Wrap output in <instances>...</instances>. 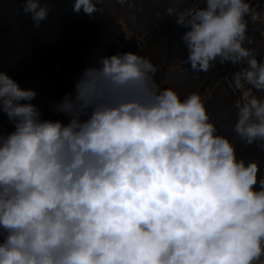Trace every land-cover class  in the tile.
Listing matches in <instances>:
<instances>
[{"label": "clouds", "instance_id": "obj_1", "mask_svg": "<svg viewBox=\"0 0 264 264\" xmlns=\"http://www.w3.org/2000/svg\"><path fill=\"white\" fill-rule=\"evenodd\" d=\"M124 0H121L123 3ZM102 0H75L92 15ZM37 26L48 8L25 0ZM186 31L195 73H233L235 137L264 150V59L248 35L247 0L166 9ZM158 65L132 52L102 58L51 105L0 72V264H264V178L210 122L198 93L159 88ZM257 185L259 188L257 189Z\"/></svg>", "mask_w": 264, "mask_h": 264}, {"label": "rangeland", "instance_id": "obj_2", "mask_svg": "<svg viewBox=\"0 0 264 264\" xmlns=\"http://www.w3.org/2000/svg\"><path fill=\"white\" fill-rule=\"evenodd\" d=\"M40 2L48 12L37 26L31 13L24 11L25 0H0V72L22 89L37 93L31 103L39 107L43 119L69 123V114L53 112L51 105L68 94L75 98L77 82L87 69L99 67L102 58L132 52L158 65L155 79L159 88L175 90L182 100L198 93L218 134L230 140L235 137V100L221 96L220 77L225 72L221 65L217 62L208 72H192L184 62L188 52L182 39L150 38L156 11L165 19L166 9L186 11L202 7L203 0H102L97 5L101 10L92 15L75 12V0ZM124 34L131 41L126 45ZM4 115L0 111V132L7 134L14 128ZM233 142L239 159L258 163L260 178L264 150L256 144L245 145L238 137Z\"/></svg>", "mask_w": 264, "mask_h": 264}, {"label": "crops", "instance_id": "obj_3", "mask_svg": "<svg viewBox=\"0 0 264 264\" xmlns=\"http://www.w3.org/2000/svg\"><path fill=\"white\" fill-rule=\"evenodd\" d=\"M247 2H249L252 7L255 6L259 2V0H247ZM153 21L155 22V23L153 22L154 26L152 28V33L154 34L150 38L154 40H156L157 38L159 39L163 38V40L164 38L165 40L182 39V35L186 31V29H184L182 26L177 25L176 18L174 16H166L165 19H162L161 16H159L158 11H156V15H154ZM166 29H168V32H165ZM161 35H166V36L160 37ZM149 40L147 39V41ZM127 42H131V41L129 39V36L127 34H124V45H126ZM257 59H264V57L257 56ZM238 68L239 66H233L231 63H228L227 66L221 65V70H225V72L220 77V81H221L220 93L221 96L226 99L236 101L237 99L240 98V94L234 90L233 80H232L233 73L237 71ZM256 95L259 96V93H256ZM4 116L5 118L7 117L6 114ZM260 178H264V173H262V176ZM262 259H264V257H262Z\"/></svg>", "mask_w": 264, "mask_h": 264}, {"label": "built area", "instance_id": "obj_4", "mask_svg": "<svg viewBox=\"0 0 264 264\" xmlns=\"http://www.w3.org/2000/svg\"><path fill=\"white\" fill-rule=\"evenodd\" d=\"M252 8L259 14L260 19L255 23L249 20L248 24V35L252 38L254 43L250 45L257 50L258 57H264V0L252 6ZM5 134V132H0Z\"/></svg>", "mask_w": 264, "mask_h": 264}]
</instances>
